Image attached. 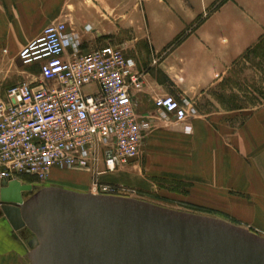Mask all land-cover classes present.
<instances>
[{"label":"rangeland","instance_id":"374dc122","mask_svg":"<svg viewBox=\"0 0 264 264\" xmlns=\"http://www.w3.org/2000/svg\"><path fill=\"white\" fill-rule=\"evenodd\" d=\"M75 1L77 0H73L74 3ZM227 1L218 0L217 3L222 5ZM83 2L85 5L89 4V0H81L82 4ZM75 10L73 7L68 9L70 16L75 14L74 18L77 17ZM208 14L209 11L202 13L197 22L184 26L164 47L144 58L143 70L151 75V68L158 69L161 64L162 67L169 54L194 33ZM70 27L76 30L79 28L76 19ZM150 31L162 39L166 35L153 25ZM143 33L147 40V26H143ZM4 52L3 49L0 53L1 93L9 86L30 81L37 75L35 67L21 65L17 57L19 51L16 55ZM183 65L182 62L180 66ZM178 75L176 82L171 80V76L164 75L165 82L175 86V98L189 101L194 112L182 124L165 121L153 108L140 112L135 106L140 116L150 118L151 126L144 131L137 158L118 170L123 174L125 170L132 168L139 178L135 175L132 183L119 184L124 190L115 195L211 216L264 237L261 229L248 222L251 220L250 207L258 204H263L264 207V200L255 202L256 199L252 198L264 196L263 192L259 190L256 194H248L238 189V183H233L253 174L255 159L259 162L263 160L261 157L264 158V34H260L255 42L248 45L224 72L206 75L196 73L186 66L178 70ZM205 80H209L211 84L198 85ZM93 90L94 86L83 88L85 93ZM184 126H189L190 130H186ZM234 138L237 142L233 141ZM248 138L253 148L243 149L240 145L244 144L243 141L248 145ZM216 157L220 158L222 166L214 162ZM218 166L228 172L240 171L235 175V180L229 181L231 177H228L229 183L216 185L212 178L205 177V173L213 174L219 169ZM232 166L236 168L231 169ZM81 174L55 167L43 181L35 178L34 181L28 177H20L18 180L33 186L31 192L25 193L26 197L44 186H60L91 193L92 181L81 177ZM103 176L106 175L98 176L99 181L103 182Z\"/></svg>","mask_w":264,"mask_h":264},{"label":"built area","instance_id":"2783aa9c","mask_svg":"<svg viewBox=\"0 0 264 264\" xmlns=\"http://www.w3.org/2000/svg\"><path fill=\"white\" fill-rule=\"evenodd\" d=\"M17 57L23 67L36 66L37 75L0 92V180L43 181L57 167L92 173L93 194H120L122 186L98 176L139 154L151 122L136 112L133 95L142 90L146 71L119 46L82 52L64 22L46 25ZM88 86L94 90L85 93ZM153 104L165 121L185 124L194 112L189 101L171 95Z\"/></svg>","mask_w":264,"mask_h":264},{"label":"crops","instance_id":"0c3cea01","mask_svg":"<svg viewBox=\"0 0 264 264\" xmlns=\"http://www.w3.org/2000/svg\"><path fill=\"white\" fill-rule=\"evenodd\" d=\"M217 2L218 0H89V4L85 5L81 0L75 3L73 0H0V53L4 49V53L16 55L46 25L64 22L68 32L77 34L82 52H89L106 44L119 46L126 56L134 59L136 68L143 70L144 58L152 56L153 52L164 47L184 26L197 22L202 13L209 11L194 33L169 54L166 58L168 62L165 59V64L162 67L160 65L162 69L151 68V75L145 73L142 90L134 91L133 95L137 110L144 112L154 109L153 100L157 96L169 93L176 97L173 92L175 86L166 84L164 75L171 76V80L176 82L178 70L186 66L196 73L206 75L224 72L248 45L255 42L260 34H264V0H228L222 5ZM72 7L76 9L75 18V14L70 16L68 11ZM75 19L79 23L77 30L70 27ZM152 25L166 34L163 39L151 33ZM86 26L88 30L85 29ZM143 26L148 27L147 40L144 38ZM182 62L184 65L180 66ZM206 84L211 83L205 80L198 85ZM247 141L248 145L243 141L244 144L240 146L252 149L249 138ZM261 159L263 160L259 162L255 159V170L247 179L241 178L238 182H233L239 184L238 189L252 195L259 190L264 194V158ZM214 162L222 166L219 157ZM220 166L211 175L205 173V177L212 178L216 185L235 180V175L240 171L228 172ZM76 172L82 173L81 177L90 181L95 178L92 173ZM103 175H106L101 178L104 183L114 185L130 184L135 175L139 178L132 168L125 170L123 174L117 170ZM228 177H231L229 181ZM252 198L256 199L255 202L264 200L262 195ZM262 205L250 207L251 220L248 222L264 232ZM28 239L26 230H14L8 220L0 215V264H31Z\"/></svg>","mask_w":264,"mask_h":264},{"label":"water","instance_id":"95a60500","mask_svg":"<svg viewBox=\"0 0 264 264\" xmlns=\"http://www.w3.org/2000/svg\"><path fill=\"white\" fill-rule=\"evenodd\" d=\"M0 180V215L31 264H264V237L134 198Z\"/></svg>","mask_w":264,"mask_h":264},{"label":"trees","instance_id":"16d2710c","mask_svg":"<svg viewBox=\"0 0 264 264\" xmlns=\"http://www.w3.org/2000/svg\"><path fill=\"white\" fill-rule=\"evenodd\" d=\"M27 176H24L23 178H26ZM28 178H30L31 180H33L34 178H32V177H28ZM34 181H36L35 179H34Z\"/></svg>","mask_w":264,"mask_h":264}]
</instances>
